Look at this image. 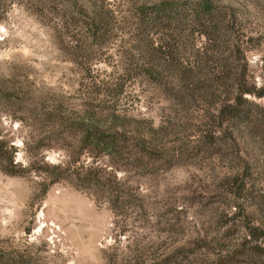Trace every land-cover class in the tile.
<instances>
[{
	"label": "rangeland",
	"instance_id": "rangeland-1",
	"mask_svg": "<svg viewBox=\"0 0 264 264\" xmlns=\"http://www.w3.org/2000/svg\"><path fill=\"white\" fill-rule=\"evenodd\" d=\"M210 1L227 15L209 36L186 0L13 2L1 139L23 167L98 168L108 186L0 170V264H264V0ZM93 134L117 148H86Z\"/></svg>",
	"mask_w": 264,
	"mask_h": 264
},
{
	"label": "trees",
	"instance_id": "trees-1",
	"mask_svg": "<svg viewBox=\"0 0 264 264\" xmlns=\"http://www.w3.org/2000/svg\"><path fill=\"white\" fill-rule=\"evenodd\" d=\"M15 0H0V22L4 21L9 13L10 6L13 4ZM18 1V0H16ZM50 1V0H49ZM188 4L182 5H189L190 9L189 12H192V24L194 29L200 31L202 35H211L216 34L218 25H220L223 21L222 18H226V13H220L216 11L215 7L210 0H186ZM61 3V2H60ZM183 6L180 5V9L183 11ZM221 19V20H220ZM87 26L89 28V33L91 37L96 40L98 43H101L102 38L106 37V32H103L101 28V23L97 22L96 18H89L87 17ZM227 27V26H226ZM225 28V26H223ZM220 39V37H218ZM217 37L210 38L213 40L218 41ZM60 39V38H59ZM61 40V39H60ZM59 40V45L61 50L69 56L74 63H77L79 66L85 68L86 74L88 77L91 75L90 66L84 65L81 62V58L79 57V52L76 48L69 47L66 45L64 41ZM148 49L153 53V55L159 56H169L170 54L166 53V51L162 50V47H154L151 45ZM170 51V48H168ZM163 51V52H162ZM166 58V57H165ZM244 93H241V96ZM246 102V101H245ZM228 109L230 107H227ZM232 110V109H231ZM233 115L229 116L226 121L230 124H233V121L237 120V109H233ZM254 123V121H252ZM253 127H255L253 125ZM115 137L107 136V135H98L93 134L87 140H84V146L86 148L91 147L95 149L94 151H102L103 150H111L116 149L117 146L114 142ZM114 143V144H113ZM15 148L11 145L8 141L1 139L0 137V170L11 177H24L30 172L40 171L45 173L49 178L51 183H57L61 181H68L70 179H74L79 187L84 189H91V188H100L108 186V183L102 182V172L98 170V168H84L81 167L80 169L77 167L75 170H71L70 168L62 167L60 165H48L44 164L43 167L35 168L33 166L23 167L19 163H15ZM77 161H75L76 163ZM85 169V171H84ZM105 173V171H103ZM100 173V174H99ZM116 187L119 188V182H116ZM117 188V189H118ZM119 196H116V200L113 202V205H117L119 202ZM250 257V254H246Z\"/></svg>",
	"mask_w": 264,
	"mask_h": 264
}]
</instances>
